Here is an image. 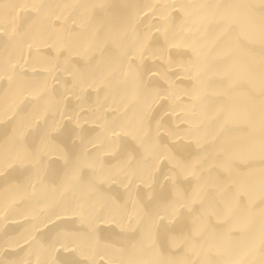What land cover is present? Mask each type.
<instances>
[{
	"label": "bare ground",
	"instance_id": "obj_1",
	"mask_svg": "<svg viewBox=\"0 0 264 264\" xmlns=\"http://www.w3.org/2000/svg\"><path fill=\"white\" fill-rule=\"evenodd\" d=\"M0 264H264V0H0Z\"/></svg>",
	"mask_w": 264,
	"mask_h": 264
}]
</instances>
